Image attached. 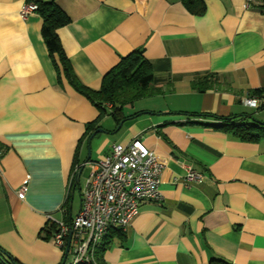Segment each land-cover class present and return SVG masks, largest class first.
I'll return each instance as SVG.
<instances>
[{"label":"crops","instance_id":"crops-1","mask_svg":"<svg viewBox=\"0 0 264 264\" xmlns=\"http://www.w3.org/2000/svg\"><path fill=\"white\" fill-rule=\"evenodd\" d=\"M39 1L51 0H0V261L61 264L51 235L54 221L69 222L80 207L86 176L75 196L77 171L112 143L137 138L168 156L161 198L139 202L105 264H264V139L240 141L214 127L234 115L264 124V95L249 94L264 88L262 1L200 0L205 9L194 13L183 0H52L69 18L56 33L85 85L98 88L136 49L153 67L158 91L125 104L119 123L104 115L96 127L104 132L90 139L96 129L84 135L85 124L98 110L57 82L41 17L19 16ZM208 74L215 85L192 88ZM249 98L260 105H245ZM185 165L201 177L186 183Z\"/></svg>","mask_w":264,"mask_h":264},{"label":"built area","instance_id":"built-area-1","mask_svg":"<svg viewBox=\"0 0 264 264\" xmlns=\"http://www.w3.org/2000/svg\"><path fill=\"white\" fill-rule=\"evenodd\" d=\"M37 5L29 2L19 9L20 18L36 12ZM258 98L244 99V104L258 107ZM110 106V104H106ZM168 163V156L147 149L139 139L130 142L112 143L102 158L90 160L81 204L69 222L54 221L51 241L65 249L69 233L68 264L92 260L93 246L109 227L125 228L138 213L139 202L161 198V173ZM201 174L184 166V181L189 183ZM26 183L17 188V195L24 198ZM50 218V216H48Z\"/></svg>","mask_w":264,"mask_h":264},{"label":"trees","instance_id":"trees-1","mask_svg":"<svg viewBox=\"0 0 264 264\" xmlns=\"http://www.w3.org/2000/svg\"><path fill=\"white\" fill-rule=\"evenodd\" d=\"M261 10L264 12V0H261ZM187 9L194 13H201L205 6L200 0H183ZM36 13L41 17V36L47 49L48 55L56 72L57 82L64 79L70 87L85 97L97 110L98 116L85 124V133L96 129L98 121L109 115L119 123L124 119L122 107L134 101L152 95L158 91L154 84V73L151 62L145 58L140 50H133L126 56H122L102 78L98 88H91L85 85L74 72L68 58L65 56L59 42L56 30L69 22L64 11L51 1H39ZM218 82V77L208 74L191 82L193 89L204 91ZM251 96L262 97L264 88L250 89ZM110 106H106V104ZM247 118L245 115H234L218 117L221 121L214 125L216 129L229 132L240 141L255 142L264 139V124L254 118ZM1 144V143H0ZM2 147V144L0 145ZM77 164V163H76ZM80 167L77 166L76 170ZM121 239L124 232L120 227H109L107 232L93 246L92 260L79 264H105L102 255L112 243L113 238ZM5 262L0 264H20L15 259L6 256ZM209 264H229L223 260L212 259Z\"/></svg>","mask_w":264,"mask_h":264},{"label":"water","instance_id":"water-1","mask_svg":"<svg viewBox=\"0 0 264 264\" xmlns=\"http://www.w3.org/2000/svg\"><path fill=\"white\" fill-rule=\"evenodd\" d=\"M119 125H120V124H119ZM96 132H104V130L101 129V128L96 129V130H95V131L89 136V139H90V138H91ZM88 157H89V156H87L86 159H87ZM86 159H85V160H86ZM83 165H84V164L81 165V169H82ZM81 169H79V170L77 171V173H76V175H75V180L78 179V176H79V174H80V172H81ZM70 237H71V233H69V236H68V242H67V244H66V246H65V249H64V253H63V257H62V262H61V264H64V262H65V259H66V256H67V253H68V250H69Z\"/></svg>","mask_w":264,"mask_h":264},{"label":"rangeland","instance_id":"rangeland-1","mask_svg":"<svg viewBox=\"0 0 264 264\" xmlns=\"http://www.w3.org/2000/svg\"><path fill=\"white\" fill-rule=\"evenodd\" d=\"M109 138H111V137H109ZM93 155H94V153H93ZM87 170H88V169H87L86 167H84V168L81 170V174H80V176H79V184H78V186L76 187V190H75V196H77V194H78V188H81L82 185H83L84 178H85V176H86V174H87V173H86ZM75 198H76V197H75ZM69 260H70V257L67 256V257H66L65 264H68Z\"/></svg>","mask_w":264,"mask_h":264}]
</instances>
